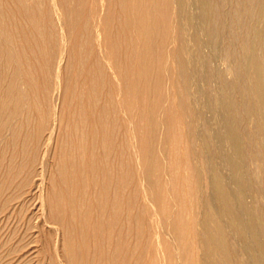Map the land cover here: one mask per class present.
I'll return each mask as SVG.
<instances>
[{
	"label": "bare ground",
	"instance_id": "6f19581e",
	"mask_svg": "<svg viewBox=\"0 0 264 264\" xmlns=\"http://www.w3.org/2000/svg\"><path fill=\"white\" fill-rule=\"evenodd\" d=\"M6 1L4 264H150L156 233L164 264H264V0ZM176 118L181 134L169 129ZM180 136L184 154L165 168ZM175 164L182 188L164 189L157 176ZM185 189L184 206L198 208L188 215L175 209ZM188 224L196 257L190 242L175 251Z\"/></svg>",
	"mask_w": 264,
	"mask_h": 264
},
{
	"label": "rangeland",
	"instance_id": "374dc122",
	"mask_svg": "<svg viewBox=\"0 0 264 264\" xmlns=\"http://www.w3.org/2000/svg\"><path fill=\"white\" fill-rule=\"evenodd\" d=\"M6 2H8V0L6 1ZM150 5H151V1L150 0H144V7L145 8H149L150 7ZM163 62H167V60L165 59ZM169 64H171V63H169ZM175 67V66H174ZM179 85H180V83L178 82V78H176V76H175V79H174V81H173V87H174V89H173V87L172 88H169V94H168V96H167V98H166V100H164V101H162V105L163 106H165V107H168V106H170V107H173L174 108V100H175V98H174V93H175V90H177V88L179 87ZM149 94H150V96L153 94V92L152 91H150L149 92ZM152 102H154V101H152ZM169 129L170 130H172L174 133H178V134H181L182 133V129H183V127H182V125H181V123H180V121H179V119L178 118H176L175 120H173L170 124H169ZM182 146H185L184 145V142H183V138L180 136L179 137V141H177L176 143L175 142H173V143H171L170 145H169V147L166 149V152H165V154H166V160H165V168H168L169 166H170V158H171V154H172V152H174V150L175 151H180L182 154H184V150H182V149H184L185 147H182ZM182 148V149H181ZM154 149L152 148V151H153ZM151 151V152H152ZM131 154H132V156H134V151H132L131 152ZM153 153H151V155H152ZM181 168V165L180 164H175V165H172V167H171V169H172V174L170 175V174H168V176H165V175H158L157 177H158V180H160V182H161V184L163 185V187H164V189H167L170 185H173V183H174V185H176L175 183H177V186H179V188H182V185H181V182H182V179L179 177V179L177 180V179H175V180H173V177H174V173L176 174L177 173V171L179 170ZM157 174H158V172H157ZM136 178V177H135ZM178 178V177H177ZM136 181H139V186H142V187H144V188H146V185H147V182H146V180H145V178H144V176H143V174H140L139 176H137V178H136ZM174 181V182H173ZM173 185V186H174ZM33 189H35L34 188V186H33ZM37 190L35 189L34 191L32 190V197L33 196H35L34 194H36L37 195ZM189 192L187 191V189H185L184 191H181V192H179V198H178V200H177V203L179 204V206H177V208H175L176 210H178V209H180L181 207V209H183V211H184V213H185V215H188V214H190L191 212H196L197 211V205H196V202H194V201H192L193 203L191 204V207H189V204L187 203V207H185L184 206V198L186 197V198H188V196H189V194H188ZM195 194V191H194V189H191V191H190V194ZM188 194V195H187ZM167 198L168 197H165V199L167 200ZM188 200V199H187ZM141 201L143 202V204L145 205H143L142 203H141V205H143L144 206V208H145V210H146V214H147V217L148 216H150V217H152L153 218V220L155 221V222H159L160 221V216H161V213H162V211H161V209H159L158 207H157V205L156 204H154L152 201H151V199H150V197L147 195V192H145V193H142L141 192ZM175 210H172L171 212H174ZM167 215V214H166ZM170 216H172V215H170ZM12 224H13V222H9L8 224H6L5 226L3 225L0 229V236H2V237H0L1 239H0V245H1V243H2V241L3 240H5L4 238H6L5 237V235L7 236L8 235V233H9V231H10V228H11V226H12ZM7 226V227H6ZM13 227V226H12ZM46 227H48V226H46ZM185 227V229H186V233H184L185 234V236H184V238L186 239V240H180L178 243H176V244H174V246H176L177 248H175V251H176V253H178V252H180V251H182L183 250V248H184V244L185 243H188V242H190L191 244H192V246H193V252H194V254H193V257H196L197 256V254H198V245H197V240H196V236H195V234H194V232H192L191 231V226H190V224H188V225H184L183 226V228ZM6 231V232H5ZM4 235V236H3ZM154 236V235H153ZM155 240H157L158 239V241L160 242H158L159 244H160V246H159V250H158V258H157V260L156 261H153V259H151L150 261H148L150 264H153V263H156V264H164L165 263V256H166V254H165V252H166V250L164 249V247H165V244H167L166 243V241H167V238L165 237V236H163V235H161L160 233H156L155 234ZM2 250L4 251V252H2ZM6 253H7V251H6V249L5 248H3V247H0V258H2L1 260H0V264H4L5 262L4 261H7V256H6ZM5 255L4 257L2 256V255ZM6 259V260H5ZM193 260H195V258L193 259ZM3 261V262H2ZM158 262V263H157ZM29 264H38V261H37V259H32L30 262H29Z\"/></svg>",
	"mask_w": 264,
	"mask_h": 264
}]
</instances>
